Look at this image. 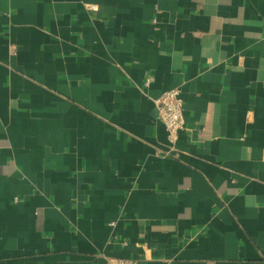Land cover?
<instances>
[{
	"label": "crops",
	"instance_id": "1",
	"mask_svg": "<svg viewBox=\"0 0 264 264\" xmlns=\"http://www.w3.org/2000/svg\"><path fill=\"white\" fill-rule=\"evenodd\" d=\"M111 257L264 264V0H0V264Z\"/></svg>",
	"mask_w": 264,
	"mask_h": 264
},
{
	"label": "built area",
	"instance_id": "2",
	"mask_svg": "<svg viewBox=\"0 0 264 264\" xmlns=\"http://www.w3.org/2000/svg\"><path fill=\"white\" fill-rule=\"evenodd\" d=\"M150 85V79L144 82L145 88ZM180 91L173 88L163 92L154 102L158 118L164 124L169 144L173 147L178 133L184 128L183 102ZM106 264H136L134 261L122 258H108Z\"/></svg>",
	"mask_w": 264,
	"mask_h": 264
}]
</instances>
